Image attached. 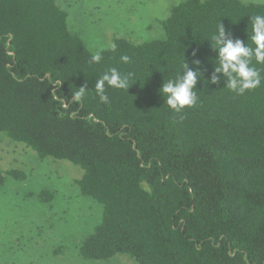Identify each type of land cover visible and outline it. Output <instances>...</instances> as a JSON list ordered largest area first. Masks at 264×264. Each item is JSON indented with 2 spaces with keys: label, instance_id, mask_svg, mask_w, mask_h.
<instances>
[{
  "label": "trees",
  "instance_id": "obj_1",
  "mask_svg": "<svg viewBox=\"0 0 264 264\" xmlns=\"http://www.w3.org/2000/svg\"><path fill=\"white\" fill-rule=\"evenodd\" d=\"M256 14L264 4L186 0L162 22L164 39H116L92 63L58 0H0V134L82 168L81 194L104 207L84 260L264 264V79L243 94L228 89L210 39L223 24L247 42ZM183 63L197 73L196 104L177 112L161 88ZM110 67L133 76L127 90L106 86L103 103L94 86ZM8 177L28 174L0 169V187ZM38 197L48 204L55 192Z\"/></svg>",
  "mask_w": 264,
  "mask_h": 264
},
{
  "label": "rangeland",
  "instance_id": "obj_2",
  "mask_svg": "<svg viewBox=\"0 0 264 264\" xmlns=\"http://www.w3.org/2000/svg\"><path fill=\"white\" fill-rule=\"evenodd\" d=\"M185 1L58 0V4L69 13L70 30L94 54L112 49L116 39L136 45L164 39L162 22ZM0 169L28 174L25 181L8 177L0 187V264H138L128 255L109 261L81 257L83 243L104 212L102 204L81 194L76 184L84 174L81 167L66 160H41L31 148L0 134ZM46 189L55 192L48 204L38 197Z\"/></svg>",
  "mask_w": 264,
  "mask_h": 264
},
{
  "label": "clouds",
  "instance_id": "obj_3",
  "mask_svg": "<svg viewBox=\"0 0 264 264\" xmlns=\"http://www.w3.org/2000/svg\"><path fill=\"white\" fill-rule=\"evenodd\" d=\"M251 34L247 30V42L239 38H231L226 32L223 24H219L216 31L210 36L213 46L218 49L219 65L215 71L223 72L228 77V89L243 94L246 91L255 89L261 85L260 72L253 64H264V14L250 16ZM250 41V42H249ZM102 56L99 52L92 55V63H99ZM129 57L123 55L120 60L124 64L129 63ZM198 63V61H197ZM182 67L187 69L182 77L177 76L163 84L161 92L166 98V105L177 112L192 107L196 104V93L194 86L197 83V73L188 69L186 63ZM133 73H122L116 67H110L95 81L94 90L100 101L108 103L109 97L106 94V86L127 90ZM217 77L212 80L215 83ZM87 86H82L73 94V99L79 102L87 91Z\"/></svg>",
  "mask_w": 264,
  "mask_h": 264
}]
</instances>
